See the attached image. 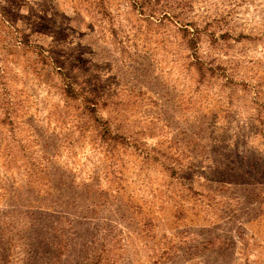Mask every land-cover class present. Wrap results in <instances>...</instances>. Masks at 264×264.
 Segmentation results:
<instances>
[{
	"label": "rangeland",
	"instance_id": "obj_1",
	"mask_svg": "<svg viewBox=\"0 0 264 264\" xmlns=\"http://www.w3.org/2000/svg\"><path fill=\"white\" fill-rule=\"evenodd\" d=\"M0 264H264V0H0Z\"/></svg>",
	"mask_w": 264,
	"mask_h": 264
},
{
	"label": "trees",
	"instance_id": "obj_2",
	"mask_svg": "<svg viewBox=\"0 0 264 264\" xmlns=\"http://www.w3.org/2000/svg\"><path fill=\"white\" fill-rule=\"evenodd\" d=\"M63 90H64L66 95H70V96H73L71 93L75 92L71 84L70 85L67 84L66 87L63 88ZM86 102H91L90 97H86ZM88 109L91 111H95L93 106H91V105L88 106Z\"/></svg>",
	"mask_w": 264,
	"mask_h": 264
}]
</instances>
